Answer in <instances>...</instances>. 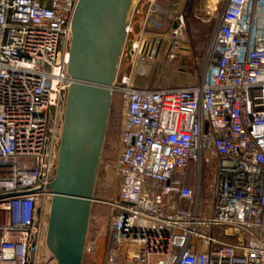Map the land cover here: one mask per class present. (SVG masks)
<instances>
[{
    "label": "built area",
    "instance_id": "obj_1",
    "mask_svg": "<svg viewBox=\"0 0 264 264\" xmlns=\"http://www.w3.org/2000/svg\"><path fill=\"white\" fill-rule=\"evenodd\" d=\"M77 1L0 0V264H41ZM160 8L150 0L132 41L140 74L162 51ZM214 17L198 83L148 88L124 76L112 86L120 184L105 264H264V0H226ZM170 20L175 58L186 26L183 14ZM203 160L216 164L208 202ZM99 246L91 240L84 254Z\"/></svg>",
    "mask_w": 264,
    "mask_h": 264
},
{
    "label": "water",
    "instance_id": "obj_2",
    "mask_svg": "<svg viewBox=\"0 0 264 264\" xmlns=\"http://www.w3.org/2000/svg\"><path fill=\"white\" fill-rule=\"evenodd\" d=\"M133 1L78 0L75 7L67 68L72 82L67 91L55 176L49 184L53 195L46 245L54 264H83L112 86Z\"/></svg>",
    "mask_w": 264,
    "mask_h": 264
},
{
    "label": "rangeland",
    "instance_id": "obj_3",
    "mask_svg": "<svg viewBox=\"0 0 264 264\" xmlns=\"http://www.w3.org/2000/svg\"><path fill=\"white\" fill-rule=\"evenodd\" d=\"M226 0H192L191 7L187 13L185 22V37L176 39L182 49L177 50V56L171 58L167 54L170 41L174 40L170 31L171 20L180 14L186 0H156L166 11L172 10L175 5L176 11L173 15H168L167 20L161 30L158 31L163 37L162 51L159 58L150 63L147 70L141 74L137 71V59L133 54L132 41L142 32L143 22L147 14V6L150 0L140 2L141 14L133 19L134 34L126 40L123 53L121 55L118 72L116 75L117 83H121L124 76H130L134 85L148 88L158 87H182L196 84L201 80L207 57L210 41L216 28V18L218 11L224 7ZM67 97V95H66ZM66 97L64 99L60 124L65 112ZM120 103L118 95L112 94V102L107 123L106 136L103 144L102 154L97 171L96 183L91 203V212L87 231L86 243L89 245L91 240L99 238L100 246L96 252L85 253L83 264H105L110 258L108 216L111 212L109 201L118 197L119 179L114 168V161L117 154V144L120 129ZM61 129V128H60ZM60 139V138H59ZM216 164L215 161H202V186L201 198L204 202L211 199V188L214 181ZM196 166L189 170V185L196 187ZM48 226L44 223V231L40 239L39 257L41 264H54L56 261L52 258V253L46 245V231ZM106 244V245H105Z\"/></svg>",
    "mask_w": 264,
    "mask_h": 264
},
{
    "label": "flooded vegetation",
    "instance_id": "obj_4",
    "mask_svg": "<svg viewBox=\"0 0 264 264\" xmlns=\"http://www.w3.org/2000/svg\"><path fill=\"white\" fill-rule=\"evenodd\" d=\"M191 4H192V0L189 1V3L186 5V2H185V5H184V9H183V15H184V19H185V22H186V19H187V13L189 12V9L191 7ZM47 233V231H46Z\"/></svg>",
    "mask_w": 264,
    "mask_h": 264
},
{
    "label": "bare ground",
    "instance_id": "obj_5",
    "mask_svg": "<svg viewBox=\"0 0 264 264\" xmlns=\"http://www.w3.org/2000/svg\"><path fill=\"white\" fill-rule=\"evenodd\" d=\"M136 2H137V0H134L133 1V5H135L136 4ZM176 6L174 5L173 7H172V10H168V11H166V10H163V9H161L160 8V11H162V12H164V13H167L168 15H173V13L176 11ZM166 9V8H165Z\"/></svg>",
    "mask_w": 264,
    "mask_h": 264
},
{
    "label": "trees",
    "instance_id": "obj_6",
    "mask_svg": "<svg viewBox=\"0 0 264 264\" xmlns=\"http://www.w3.org/2000/svg\"><path fill=\"white\" fill-rule=\"evenodd\" d=\"M43 1H49V0H43Z\"/></svg>",
    "mask_w": 264,
    "mask_h": 264
}]
</instances>
